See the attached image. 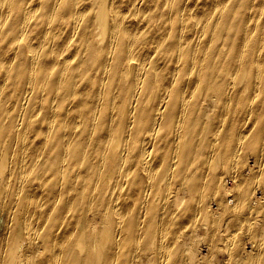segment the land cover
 <instances>
[{
    "label": "bare ground",
    "instance_id": "1",
    "mask_svg": "<svg viewBox=\"0 0 264 264\" xmlns=\"http://www.w3.org/2000/svg\"><path fill=\"white\" fill-rule=\"evenodd\" d=\"M0 264H264V0H0Z\"/></svg>",
    "mask_w": 264,
    "mask_h": 264
}]
</instances>
